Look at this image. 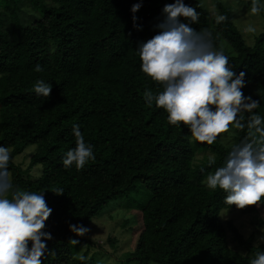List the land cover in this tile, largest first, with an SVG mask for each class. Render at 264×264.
<instances>
[{
  "label": "trees",
  "instance_id": "trees-1",
  "mask_svg": "<svg viewBox=\"0 0 264 264\" xmlns=\"http://www.w3.org/2000/svg\"><path fill=\"white\" fill-rule=\"evenodd\" d=\"M237 1L264 14V0ZM172 2L0 0V145L9 148L12 159L34 146L27 168L21 170L11 159L8 173L14 189L43 191L52 209L43 229L52 238L42 264H96L88 252L75 255L89 242L69 231V224L87 227L102 207L118 200L127 212L138 214L124 220L126 226L131 222L129 232L140 228L127 261L249 264L264 251L254 235L244 237L220 217L228 210L254 214L262 226L264 201L244 208L226 205L222 190L203 183L234 145L258 134L233 127L230 143L197 142L185 126L169 124L163 108L143 99L145 89L157 93L163 88L140 70L136 48L157 34L161 10ZM214 2L211 17L201 0H184L199 13L191 27L207 29L233 71L245 72L242 92L259 102L254 111L264 117V33L249 45L227 1ZM135 3L141 7L133 14ZM220 15L225 19L217 23ZM37 79L52 84L49 97L34 93ZM74 124L94 146L95 159L80 169L62 162L75 147ZM37 166V177L30 178L29 170ZM57 189L63 192L57 195ZM73 239L78 241L74 248ZM107 242L116 249L115 237Z\"/></svg>",
  "mask_w": 264,
  "mask_h": 264
},
{
  "label": "clouds",
  "instance_id": "clouds-1",
  "mask_svg": "<svg viewBox=\"0 0 264 264\" xmlns=\"http://www.w3.org/2000/svg\"><path fill=\"white\" fill-rule=\"evenodd\" d=\"M140 7L141 3H135L130 11L135 14ZM258 11V7L252 8V12ZM161 12L163 19L155 25L157 34L139 43L136 51L140 70L163 90L153 93L145 89L143 99L149 106L154 102L163 108L169 124L185 126L195 141L208 145L227 132L230 125L254 129L258 137H245L234 145L222 166L209 173L203 183L209 189L222 190L226 205L244 208L264 201V117L254 111L259 102L242 92L245 72L233 71L228 57L213 47L207 29L197 32L191 27L199 20L195 7L184 0H173ZM224 19L223 15L216 18L217 23ZM247 30L254 31L251 26ZM35 70L39 72L40 66ZM51 90L52 84L43 79L33 85L37 96L49 97ZM72 134L75 147L64 153L62 162L65 168L80 169L95 159L94 146L85 141L79 125L72 126ZM11 159L9 148L0 145V264H42L46 241L52 238L43 229L52 209L43 191L14 189L8 173ZM53 192L59 195L63 190ZM69 231L84 236L89 229L69 224ZM259 240L264 242V235ZM249 264H264V251H257Z\"/></svg>",
  "mask_w": 264,
  "mask_h": 264
},
{
  "label": "rangeland",
  "instance_id": "rangeland-1",
  "mask_svg": "<svg viewBox=\"0 0 264 264\" xmlns=\"http://www.w3.org/2000/svg\"><path fill=\"white\" fill-rule=\"evenodd\" d=\"M202 5L211 17L215 16V0H201ZM225 1V0H221ZM233 13V20L239 31L242 32L246 42L250 45L254 41V37L260 33H264V14L259 12H252L251 8H247L245 5L240 4L237 0H226ZM224 3V2H223ZM261 8L264 10V5L261 3ZM251 26L254 31H248L247 29ZM233 127L230 125L229 130L224 133H220L217 137L223 143H230L233 139ZM34 151V146L28 147L22 154L13 157L11 160L12 164L25 170L28 165L30 154ZM201 155L198 156L200 158ZM40 167H34L29 170L28 176L30 178L37 177ZM40 175V174H39ZM10 180V174H9ZM134 213V212H132ZM125 210L122 202L109 203L102 207L98 214L93 216L89 222L87 228L88 233L81 236L89 244L83 243L82 246L75 253L81 254L88 252V255L92 257L96 264H137L135 260H128V254L134 239H136L140 228L135 227L136 232L130 230L131 222L127 223L126 226L124 220L127 215H132ZM138 215L137 213H134ZM221 220L226 222L232 221L233 224L238 228L244 237L254 235L256 244H264L259 240V237L264 235V225L259 226L256 224L257 217L254 214H241L238 211H223L220 215ZM125 218V219H124ZM256 218V219H255ZM132 232V234H131ZM109 237L116 238V249H112L109 246L107 240ZM133 238V239H132ZM72 248L75 247L72 243H69ZM228 246L234 248V244L228 239Z\"/></svg>",
  "mask_w": 264,
  "mask_h": 264
}]
</instances>
